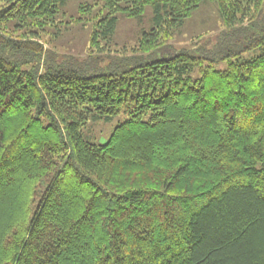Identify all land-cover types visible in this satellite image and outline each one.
I'll return each mask as SVG.
<instances>
[{
	"label": "trees",
	"instance_id": "16d2710c",
	"mask_svg": "<svg viewBox=\"0 0 264 264\" xmlns=\"http://www.w3.org/2000/svg\"><path fill=\"white\" fill-rule=\"evenodd\" d=\"M65 1L0 0V264H264V0H207L226 29L183 49L164 40L206 0H105L94 53L57 60L34 38ZM146 6L136 54L105 53Z\"/></svg>",
	"mask_w": 264,
	"mask_h": 264
},
{
	"label": "rangeland",
	"instance_id": "374dc122",
	"mask_svg": "<svg viewBox=\"0 0 264 264\" xmlns=\"http://www.w3.org/2000/svg\"><path fill=\"white\" fill-rule=\"evenodd\" d=\"M104 3L105 0H66L64 3H59V10L53 25L38 31L34 39L39 41L43 49L51 52L57 60L64 56L87 57L94 53L90 46L91 35L97 19L106 13ZM152 28L153 12L149 6H146L138 17H127L125 14L118 13L116 29L112 37L106 42L99 41V44L104 52L111 56L130 57L136 54L143 33L149 32ZM225 29L217 5L206 0L191 13L189 18L184 20L180 27L174 29L165 38L164 43L166 46L178 49L199 48L205 44H208L210 48L216 43L217 35ZM0 31L8 32L15 37L21 35L13 29L12 25L1 27ZM261 53L260 49H255L245 51L240 56H232L222 61L217 60L212 64L203 61L201 66H196L188 76L196 80L200 77V68L210 66L216 71H224L227 69L229 60L244 62ZM167 58L169 55L166 52L158 51L152 59ZM127 119L128 115L123 110L109 122H91L84 129L83 136L90 142L104 144L115 127Z\"/></svg>",
	"mask_w": 264,
	"mask_h": 264
}]
</instances>
